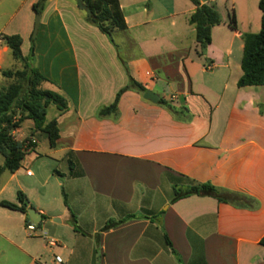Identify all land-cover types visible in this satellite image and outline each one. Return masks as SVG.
Returning <instances> with one entry per match:
<instances>
[{"label": "crops", "instance_id": "obj_1", "mask_svg": "<svg viewBox=\"0 0 264 264\" xmlns=\"http://www.w3.org/2000/svg\"><path fill=\"white\" fill-rule=\"evenodd\" d=\"M37 1L24 0L28 14L0 35L19 34L23 55L26 40L28 55L33 44L32 64L48 79L43 88L62 95L68 108L54 114V147L47 140L37 152L40 131L31 136L30 120L20 136L30 133L38 156H25L15 172L0 174V201L18 203L21 191L27 209L41 214L40 230L30 233L27 212L0 205V218L12 220L0 223V255L10 249L12 264H264V85H236L243 34L260 29L259 0L252 12L248 0H239V14L236 0H199L214 5L222 19L200 57L189 0H118L126 27L112 32L113 42L86 21L75 0H46L33 38ZM231 9L235 28L228 25ZM6 52L0 36V76ZM128 76L159 100L128 89L115 118L97 117ZM161 99L182 112L172 114ZM69 151L82 176L50 170L49 162L64 160ZM33 164L37 176L28 167ZM23 169L35 177L21 182ZM181 176L250 201L235 207L199 194L172 201L174 186L187 185ZM43 228L52 230L56 245L47 243Z\"/></svg>", "mask_w": 264, "mask_h": 264}, {"label": "trees", "instance_id": "obj_2", "mask_svg": "<svg viewBox=\"0 0 264 264\" xmlns=\"http://www.w3.org/2000/svg\"><path fill=\"white\" fill-rule=\"evenodd\" d=\"M45 1L38 0L32 4V10L35 13H41ZM189 1L194 6V11L189 15L188 22L194 27L195 52L200 57L204 56L206 47L210 43L212 27L220 24L222 19L214 5L200 3L199 0ZM82 2L90 9V13H86V21L96 26L113 42L112 32L126 27L119 1L82 0ZM258 9L261 13L259 31L243 34V51L240 62L242 74L236 82L239 87L264 85V0L258 1ZM228 25L235 28V16L232 12L229 13ZM0 36L10 50L13 59L22 63L21 69L2 71V74L10 79V83L0 87V154L4 158L3 165L0 166L1 174L4 170L15 172L21 166L25 156L35 147V142H31L32 137L16 140L12 132L19 128L24 120L29 119L33 122L34 128L31 136L36 131L43 132L47 137L48 145L52 148L59 138V130L55 118L46 119L47 108L50 104H54L59 112H63L68 108V105L62 95L43 88L44 82L48 79L31 62L33 44L30 46L29 55H23L21 50L22 39L19 34H1ZM31 40L33 43V38ZM128 89L141 93L145 91V87L141 83L128 76L127 85L116 93L110 104L99 108L97 117L115 118L118 115L120 96ZM160 102L166 105L174 115L182 112L163 99ZM65 160L69 168L68 176L83 175L71 151L65 155ZM76 168H78L77 171ZM53 172L62 176L57 170H53ZM177 179L185 181L187 185L184 188L174 186L172 201L191 194L211 195L218 201L227 202L235 207H243L250 201L248 196L236 192H226L224 195H220L217 187L210 183L196 182L186 176ZM62 194L66 205V196L63 191ZM17 200L18 203L1 200L0 205L26 214L27 201L23 192L17 191ZM71 216L74 221L73 214ZM27 221L28 224L31 223L28 217ZM40 224L41 222L36 225L40 226ZM259 242L264 246V235Z\"/></svg>", "mask_w": 264, "mask_h": 264}, {"label": "rangeland", "instance_id": "obj_3", "mask_svg": "<svg viewBox=\"0 0 264 264\" xmlns=\"http://www.w3.org/2000/svg\"><path fill=\"white\" fill-rule=\"evenodd\" d=\"M188 1V0H187ZM229 4L232 3V0H228ZM0 2H2V4L0 5V29L4 30L3 32H11L12 30H14L15 26L17 27V25L21 24V22L23 21V19L25 18V16L28 14V10L26 7H24L23 2L24 0H0ZM146 2H148V0H146ZM235 8L236 11L239 14L240 11V1L236 0L235 1ZM247 5L249 6V10L252 12L253 8L257 10V5H256V0H248L247 1ZM221 9V8H220ZM160 10V9H158ZM232 12V9H231ZM250 13V12H249ZM35 18V13L32 14V19ZM259 23V22H258ZM259 26V24H258ZM259 29V27L253 29L255 31H257ZM23 53L24 55H28V41L26 40L24 47H23ZM62 52H64V49L62 50ZM3 60H2V67L5 70L8 69H21L22 68V63H19L17 61H15L11 55L10 52H6L5 54H3ZM61 58H65L66 60L68 59V55L67 54H62ZM32 62V61H31ZM51 82L53 83V85L51 84V87H54V85L58 84V82H56V79L54 77H51ZM9 82V78L4 77V76H0V87L1 86H6ZM57 108L54 104H50L49 107L47 108V114H46V119H51L54 117V114L56 112ZM30 120H24L21 126V130L16 132L14 135V138H18L20 140H25V139H29L30 138V133L26 136H20L21 132H28L27 126L30 124ZM37 138H38V151L39 153L44 152L45 146H47V139L46 136L43 132H37L36 133ZM38 155L35 154L34 151H30L29 154L26 155L27 158H31L34 159L35 157H37ZM1 159V158H0ZM72 160L73 157H72ZM49 161V160H48ZM49 163H51L50 170H58V172H62V173H68L69 172V168H68V164L67 161L64 160H59L57 162L55 161H50ZM29 169L33 172V175L37 176L38 175V171L36 169V165L33 164L32 166H28ZM48 169V167H47ZM78 169L76 168V171ZM43 174L45 173L44 170L41 169V171ZM8 175V174H7ZM34 176V177H35ZM65 176H68V174H66ZM4 177L6 178V174L1 176V179L3 180ZM34 177L29 178V176L25 175V169L20 170L18 173V179L23 182L24 180H29V179H33ZM61 190V189H60ZM11 219L8 218H0V223L4 226L7 224V222H11ZM36 227V231L40 230V227L37 226L35 224ZM42 231L48 235V237H51V233H49L50 230L49 228H43ZM67 231V230H64ZM32 233V232H30ZM4 244V242L0 239V244ZM5 246V244H4ZM6 248V247H5ZM96 249L97 245H96ZM10 251V249H9ZM5 252L3 254L0 255V264H12L13 262V258H12V253L11 252ZM98 256V254H97Z\"/></svg>", "mask_w": 264, "mask_h": 264}, {"label": "water", "instance_id": "obj_4", "mask_svg": "<svg viewBox=\"0 0 264 264\" xmlns=\"http://www.w3.org/2000/svg\"><path fill=\"white\" fill-rule=\"evenodd\" d=\"M75 1L81 9H83L86 13H90V9L87 8L83 4L82 0H75ZM40 19H41V13H35L34 26H33V31H32V37L33 38L36 36L38 26L40 23ZM143 97L145 99L152 101V102H157L159 100V96L149 89L144 91ZM27 215H28L30 221L34 224L39 223L41 220V214L36 209H34L32 207L27 209ZM54 221H58V219H54Z\"/></svg>", "mask_w": 264, "mask_h": 264}, {"label": "built area", "instance_id": "obj_5", "mask_svg": "<svg viewBox=\"0 0 264 264\" xmlns=\"http://www.w3.org/2000/svg\"><path fill=\"white\" fill-rule=\"evenodd\" d=\"M31 142H35L34 139H31ZM27 174H30V171L27 170L26 171ZM26 229L29 231V232H33L36 230V227H35V224L34 223H29L28 225H26ZM43 236L45 237V239L47 240V243L49 245H56V240L52 237H48L45 233H43ZM55 260L58 261V262H61V258L60 256H55Z\"/></svg>", "mask_w": 264, "mask_h": 264}]
</instances>
